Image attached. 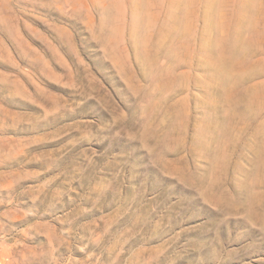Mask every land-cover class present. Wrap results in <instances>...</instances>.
Instances as JSON below:
<instances>
[{
  "label": "rangeland",
  "instance_id": "1",
  "mask_svg": "<svg viewBox=\"0 0 264 264\" xmlns=\"http://www.w3.org/2000/svg\"><path fill=\"white\" fill-rule=\"evenodd\" d=\"M0 264H264V0H0Z\"/></svg>",
  "mask_w": 264,
  "mask_h": 264
}]
</instances>
